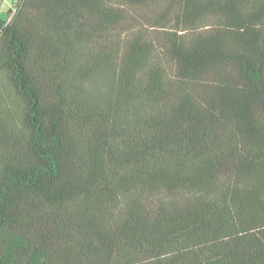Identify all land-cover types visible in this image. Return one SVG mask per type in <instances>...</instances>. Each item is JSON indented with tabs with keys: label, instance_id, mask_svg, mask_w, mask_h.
Returning <instances> with one entry per match:
<instances>
[{
	"label": "trees",
	"instance_id": "16d2710c",
	"mask_svg": "<svg viewBox=\"0 0 264 264\" xmlns=\"http://www.w3.org/2000/svg\"><path fill=\"white\" fill-rule=\"evenodd\" d=\"M0 264H264V0H13Z\"/></svg>",
	"mask_w": 264,
	"mask_h": 264
},
{
	"label": "rangeland",
	"instance_id": "374dc122",
	"mask_svg": "<svg viewBox=\"0 0 264 264\" xmlns=\"http://www.w3.org/2000/svg\"><path fill=\"white\" fill-rule=\"evenodd\" d=\"M12 3L13 0H6L5 4L0 1V17L4 19L8 18V11L11 8Z\"/></svg>",
	"mask_w": 264,
	"mask_h": 264
},
{
	"label": "built area",
	"instance_id": "2783aa9c",
	"mask_svg": "<svg viewBox=\"0 0 264 264\" xmlns=\"http://www.w3.org/2000/svg\"><path fill=\"white\" fill-rule=\"evenodd\" d=\"M3 4H5L6 3V0H0Z\"/></svg>",
	"mask_w": 264,
	"mask_h": 264
}]
</instances>
